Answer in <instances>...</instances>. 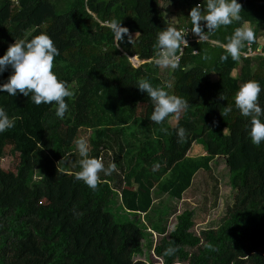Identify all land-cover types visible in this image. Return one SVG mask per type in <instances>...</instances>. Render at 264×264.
<instances>
[{"label":"trees","instance_id":"obj_1","mask_svg":"<svg viewBox=\"0 0 264 264\" xmlns=\"http://www.w3.org/2000/svg\"><path fill=\"white\" fill-rule=\"evenodd\" d=\"M163 2L174 24L158 0H0V56L46 34L59 50L52 71L73 92L62 120L52 105L0 93V107L15 120L0 133V161L9 143L19 159L15 172L0 168V264H264V142L251 143L249 118L234 104L240 85L257 81L264 108V0H238L241 20L207 34L209 42L189 44L180 66L164 75L154 63L157 34L191 29L190 9L201 4L206 11L207 0ZM113 20L129 30L122 42L108 26ZM241 26L254 31L251 46L261 47L260 55L221 62L223 45ZM131 57L145 63L134 68ZM10 74L0 75V84ZM142 78L188 109L162 125L151 122L154 105L135 86ZM226 107L232 111L224 116ZM178 127L187 132L181 143ZM89 130V157L118 169L100 173L96 190L75 179L81 157L74 141ZM193 145L203 154L188 156ZM218 158L232 201L216 227L195 232L207 204L217 206L216 180L201 176ZM195 194L201 202L174 211L167 228L170 203ZM168 247L177 248L174 255L163 254Z\"/></svg>","mask_w":264,"mask_h":264},{"label":"clouds","instance_id":"obj_2","mask_svg":"<svg viewBox=\"0 0 264 264\" xmlns=\"http://www.w3.org/2000/svg\"><path fill=\"white\" fill-rule=\"evenodd\" d=\"M242 7L238 0H207L206 11H203L201 4H197L189 11L192 28L191 31L198 36L200 41L208 39L207 34L214 33L221 26H227L234 21H240V11ZM203 11V14H202ZM204 22L203 25L201 22ZM109 28L114 34L116 42H122L128 35L129 30L121 26V22L115 20L109 22ZM207 31H204V29ZM185 31H179L175 27H167L159 32L155 43V65L159 68L170 70L177 69L179 65L178 52H182V45H187L184 38ZM129 36V42H131ZM255 33L250 27H237L232 35L228 37V42L223 45L224 54L220 56L221 62L228 60L239 61L241 49L245 44L255 41ZM59 54V50L54 45L53 40L46 34H40L30 40H21L19 43L9 45L3 56H0V75L10 70L7 81L0 84V93H7L10 97L22 94L28 97L35 105L49 104L53 106L54 115L58 119H64L68 111V103L65 98L73 96L72 90L67 83L58 79L53 69L54 58ZM207 59V57H205ZM135 86L146 93L147 97L154 105V110L150 116V121L162 125L171 114L179 116L182 111L189 107L187 101L176 95H170L162 87H154L147 79H139ZM262 89L257 81H248L240 85L235 94V108L239 110L243 117H248L247 137L253 145L259 146L264 142V108L258 101V96ZM221 99L223 97L221 96ZM232 111L231 107L224 109L226 116ZM15 126V120L9 118L4 108L0 107V133L5 132ZM167 132V129L161 128ZM177 143L186 139L187 132L183 127L175 130ZM76 150L81 157L79 161L80 171L75 174L77 181H82L87 187L96 190L100 180V173L105 176L116 172L115 162L105 167L99 158L89 157L88 141L83 137L74 141ZM158 167V165H157ZM177 251L175 247H168L164 251L165 256L174 255Z\"/></svg>","mask_w":264,"mask_h":264},{"label":"rangeland","instance_id":"obj_3","mask_svg":"<svg viewBox=\"0 0 264 264\" xmlns=\"http://www.w3.org/2000/svg\"><path fill=\"white\" fill-rule=\"evenodd\" d=\"M158 4L159 7L162 9L163 11V15L165 16V18L168 20L169 23L174 24L175 23V18L174 16L171 15L170 13V8L167 7V9H165L167 6L163 0H158ZM169 9V10H168ZM264 34V32H263ZM258 44L260 46L264 45V41L261 38L258 39ZM160 70L162 71L161 73L164 75L165 73V68H160ZM233 75H235V72L233 73ZM215 80V78H214ZM79 138L83 137L84 139H86L87 141L89 140V138H95V132L94 131H81L78 134ZM89 149V146H88ZM203 154V151L201 148H199L198 146L193 145L192 148L190 149L188 156L191 157H196V156H200ZM19 159H18V154L17 152L14 150V147L12 146V144H7V146L4 149V153L2 156V159L0 161V168L4 171H9V172H15L17 165H18ZM203 178L204 181H207V183H211L212 185L215 184L214 180H216V185H217V190H218V201H217V206L215 208H212L210 206V204H207V208H206V212L203 214L205 220L203 223L198 224L194 229L195 232L200 231L201 229H207V228H211V227H216L221 218H223L224 214H225V210L226 207L228 205H230L231 201H232V191L230 189L229 183H228V174H227V170L225 168V164L224 161L221 158H218L215 162H213L211 164V173H205L201 176ZM186 199L185 201L188 203H180L177 201H172L170 203L171 206V212L169 213V217L167 219L166 222V227L170 228L171 224L174 222L173 218H172V214L175 211L177 213L181 212L184 208L185 205L184 204H190V207H195L196 205H198V201L201 202V200L199 199L198 195L195 194L193 196V198H189ZM44 204L48 203V200L45 199L44 201H42ZM156 203V201H155ZM200 205V204H199ZM146 221V220H145ZM155 241H157V238H154Z\"/></svg>","mask_w":264,"mask_h":264},{"label":"built area","instance_id":"obj_4","mask_svg":"<svg viewBox=\"0 0 264 264\" xmlns=\"http://www.w3.org/2000/svg\"><path fill=\"white\" fill-rule=\"evenodd\" d=\"M185 30H187V31H186V33L184 34V38H185V40L187 41V45H182V46H181L182 49H184L185 47H187V46H188L189 44H191V43H194V42L197 43L198 40H199L198 36H196V35L191 31V29H189V28H185V29H183V30H181V31H185ZM204 42H209V40L207 39V40H205V41H200V42H198V43H204ZM210 43L213 44V42H211V41H210ZM182 52H183V50H182ZM182 52H179V53H178L179 59H180V56H181ZM193 54L196 55L197 52L194 51ZM258 55H260V49L253 50L251 44H247V45H246V51H245V52H241V56H242L243 58H254L255 56H258ZM150 61H152V60H149V61H147V62H150ZM154 61H155V60H154ZM129 62H130V64H131V66L134 67V68H137V67H139L141 64L145 63L144 61H139L136 57H131V58H129Z\"/></svg>","mask_w":264,"mask_h":264},{"label":"water","instance_id":"obj_5","mask_svg":"<svg viewBox=\"0 0 264 264\" xmlns=\"http://www.w3.org/2000/svg\"><path fill=\"white\" fill-rule=\"evenodd\" d=\"M258 49H261V47H258Z\"/></svg>","mask_w":264,"mask_h":264}]
</instances>
